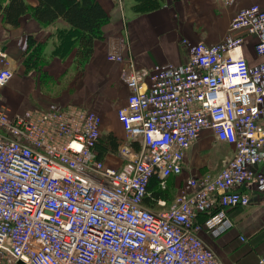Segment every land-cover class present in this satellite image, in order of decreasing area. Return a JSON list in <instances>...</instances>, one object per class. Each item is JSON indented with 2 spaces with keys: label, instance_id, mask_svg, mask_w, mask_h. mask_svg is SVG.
<instances>
[{
  "label": "built area",
  "instance_id": "obj_1",
  "mask_svg": "<svg viewBox=\"0 0 264 264\" xmlns=\"http://www.w3.org/2000/svg\"><path fill=\"white\" fill-rule=\"evenodd\" d=\"M246 36L263 56L257 3L235 11L219 41L181 39L179 64L141 67L108 45L129 89L116 110L127 138L118 165L99 154L96 110L2 104L16 62L0 46V264H222L199 232L219 235L234 225L230 208L264 196V60L249 65ZM203 129L233 153L147 205L150 180L166 191Z\"/></svg>",
  "mask_w": 264,
  "mask_h": 264
},
{
  "label": "crops",
  "instance_id": "obj_2",
  "mask_svg": "<svg viewBox=\"0 0 264 264\" xmlns=\"http://www.w3.org/2000/svg\"><path fill=\"white\" fill-rule=\"evenodd\" d=\"M24 1L30 6L37 3V0ZM98 1L108 19L102 26V38L94 40L92 53L79 75H76L75 47L63 57L52 55L58 44L57 32L69 26L65 20L59 17L42 24L26 12L14 27L4 23L0 15V46L16 62L14 75L1 91V96L8 99L3 105L18 111L31 105L45 106L51 100L40 91L33 72L19 75L23 70L19 54L26 35L31 34L44 45L43 67L48 75L58 83L66 81L68 89L74 90L72 105L96 110L102 118L101 133L111 132L117 140L122 137L127 140L116 110L125 103L129 89L120 78V63L106 58L108 45L120 43L123 53L132 55L141 67L149 68L155 63L179 64L186 59L181 39L214 43L226 35L229 22L239 8L252 3L264 7V0H159V5L150 9L135 8L137 0ZM241 48L249 65L264 60V55L255 53L253 37L246 36ZM133 145L138 147L137 142ZM233 150L232 145L218 141L210 129H203L186 152L182 172L169 178L170 190L174 189L175 194L190 175L217 172L221 167L219 161L224 155L230 156ZM202 155L205 157L200 158ZM102 157L109 164L117 162L108 153ZM174 194L168 195L167 200L171 201ZM263 197L253 196L248 206L230 208L228 214L234 225L219 235L199 232L222 264H264Z\"/></svg>",
  "mask_w": 264,
  "mask_h": 264
},
{
  "label": "trees",
  "instance_id": "obj_3",
  "mask_svg": "<svg viewBox=\"0 0 264 264\" xmlns=\"http://www.w3.org/2000/svg\"><path fill=\"white\" fill-rule=\"evenodd\" d=\"M158 5L159 0H137L134 7L150 9ZM26 12L31 13L42 24L51 23L59 17L69 24L68 28L59 29L57 32L58 44L53 49L52 55L63 57L75 47V61L81 71L92 53L94 40L102 38V26L108 19L106 11L98 0H37L33 6L28 5L24 0H0L3 22L10 26H17L20 16ZM25 40L26 47L22 52L24 68L26 71L29 69L38 71L43 78L47 74L41 68L45 65L44 45L31 34L26 35ZM108 139L111 148L115 149L118 145L117 139L111 134L108 135ZM147 189L149 194L145 196L144 202L152 206L157 198L167 199L170 188L168 186L166 191L159 190L156 186V178L153 177Z\"/></svg>",
  "mask_w": 264,
  "mask_h": 264
},
{
  "label": "rangeland",
  "instance_id": "obj_4",
  "mask_svg": "<svg viewBox=\"0 0 264 264\" xmlns=\"http://www.w3.org/2000/svg\"><path fill=\"white\" fill-rule=\"evenodd\" d=\"M25 47H26V42H25L24 47L21 49V53L19 54V61L21 63L20 65L23 67V70L20 72L19 75H27L28 73L33 72L36 75V79H37L40 91L51 98V100H49L45 106H40V105H31V106H36L38 108H52V107L65 108V107H67L69 105H72V103H74V102H72V99H74V98L71 95H72V92L74 90L72 88L68 89L66 81L62 80L59 83L56 82V80H54V78H52V76H48L47 75L48 72L44 69V67H41V68L44 69L43 71H46L47 74L45 76H43V78L41 77V74L38 71H35L34 69H29L27 71L25 70L24 65L22 63V60H23L22 52L25 51ZM2 48H4V47H2ZM79 69L77 68L76 75L77 74L78 75L81 74L82 71L79 70ZM57 80H61V79L58 78ZM5 100L7 101L8 99L3 98V99H1V102L4 103ZM109 134L114 136L111 132H107V133L106 132L105 133L102 132L101 133L99 146H102L103 148L102 149H101V147L99 148V150H100L99 154H100V156H103L104 154L108 153L110 158H112L113 160L117 161L116 164L115 163H113V164L118 165L119 162H121V159L119 157H117L118 145L116 146L115 149L111 148V145H110L109 139H108V135ZM122 138H121V140L124 139V138L123 139ZM121 140H119V143L121 142ZM204 157H205V155H202L200 158H204ZM220 165H222L221 160L219 161V166ZM174 192H175L174 189H172V190L169 189L168 195L172 196V194H174ZM152 207L156 208V207H158V205L155 202H153L152 203Z\"/></svg>",
  "mask_w": 264,
  "mask_h": 264
}]
</instances>
